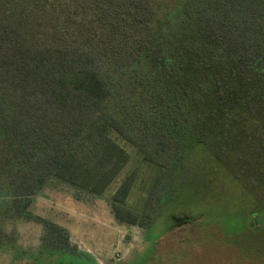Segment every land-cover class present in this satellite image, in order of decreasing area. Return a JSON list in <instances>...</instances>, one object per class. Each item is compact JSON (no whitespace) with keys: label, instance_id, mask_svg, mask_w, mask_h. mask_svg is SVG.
Returning a JSON list of instances; mask_svg holds the SVG:
<instances>
[{"label":"trees","instance_id":"16d2710c","mask_svg":"<svg viewBox=\"0 0 264 264\" xmlns=\"http://www.w3.org/2000/svg\"><path fill=\"white\" fill-rule=\"evenodd\" d=\"M123 142L156 169L152 189L164 181L153 208L126 203L138 171L119 179ZM50 181L77 197L118 181L115 217L149 227L191 182L208 201L234 196L221 215L250 220L237 228L264 244V0H0V250L12 262L29 253L3 223L32 218L44 223L32 257H85L28 211ZM170 212L172 230L202 214Z\"/></svg>","mask_w":264,"mask_h":264},{"label":"rangeland","instance_id":"374dc122","mask_svg":"<svg viewBox=\"0 0 264 264\" xmlns=\"http://www.w3.org/2000/svg\"><path fill=\"white\" fill-rule=\"evenodd\" d=\"M122 145L129 152L130 159L119 179L133 168L138 171L126 203L138 211L150 205L153 208L164 181L152 189L157 176L154 166L136 147L124 142ZM117 183H112L101 195L86 193L77 197L70 186L50 181L34 197L28 211L63 228L67 246L97 264H264V244L237 228L240 223L248 226L251 222L232 215L237 208H231L235 206L234 196L208 201L203 195L206 192L190 182L180 189V196H174L166 209L163 207L153 226L149 227L121 222L115 217L111 195ZM226 208L233 209V212L224 217L221 213ZM173 209L181 214H202L191 224L172 230L169 217ZM2 228L6 232L11 228L15 230L20 245L27 247L29 259L12 262L10 246L4 253L0 250V264H46L47 258L52 261L49 264L56 262V254L32 257L36 252L33 248L39 244L44 231L42 221L35 218L7 220ZM5 244L3 241L0 246ZM69 257L65 259L71 260H63V264L71 263L69 261L89 264L85 257Z\"/></svg>","mask_w":264,"mask_h":264}]
</instances>
